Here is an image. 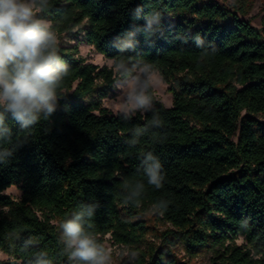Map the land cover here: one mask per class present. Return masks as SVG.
I'll list each match as a JSON object with an SVG mask.
<instances>
[{
	"label": "trees",
	"instance_id": "1",
	"mask_svg": "<svg viewBox=\"0 0 264 264\" xmlns=\"http://www.w3.org/2000/svg\"><path fill=\"white\" fill-rule=\"evenodd\" d=\"M153 10L161 13L158 31H136ZM247 13L240 0H51L40 15L58 38L81 35L111 60L151 62L173 104L152 89L151 110L123 119L103 104L119 79L115 69L88 63L79 43L60 42L69 73L57 108L0 164V254L8 256L0 264H35L39 252L69 264L58 225L86 205L96 206L90 230L102 244L111 235L139 247L148 234L139 217L156 203L189 253L209 250L211 264H264V17L257 28L240 17ZM154 115L163 123L130 147L132 129ZM6 124L16 144L24 134L10 115ZM147 152L162 164L160 189L138 171ZM137 181L145 185L140 205L125 204L124 184ZM12 186L20 200L5 193ZM141 257L139 264H182L168 250Z\"/></svg>",
	"mask_w": 264,
	"mask_h": 264
},
{
	"label": "clouds",
	"instance_id": "2",
	"mask_svg": "<svg viewBox=\"0 0 264 264\" xmlns=\"http://www.w3.org/2000/svg\"><path fill=\"white\" fill-rule=\"evenodd\" d=\"M51 0H0V141L11 145L0 147V164L8 162L16 147L27 140L31 131L44 118L53 114L57 108L61 87L69 73V65L59 54L60 41L50 23L40 13L49 9ZM135 19H140L141 9H135ZM144 28L136 29L151 36L160 27L161 13L153 10L144 17ZM135 35L130 32L129 36ZM198 39V38H197ZM131 42L124 47H132ZM113 68L119 78L126 82V90L119 104L117 114L123 113V119H130L137 112L151 110L154 98L152 89L156 69L151 62L136 61L132 57L113 58ZM11 116L20 126L24 135L17 136L12 144L11 129L6 124V117ZM163 122L154 115L144 126L132 129V138L125 142L134 147L149 128L159 127ZM138 167L147 183L156 189L163 187L165 176L162 164L152 152L143 153ZM124 203L140 205L141 193L145 185L141 181L124 184ZM95 205H86L62 220L59 225V242L62 254L69 264H113V253L100 242L90 230ZM161 204H154L155 212ZM7 211V209H5ZM159 214H163L160 212ZM34 243L32 239L26 241ZM35 264H52L43 259L46 252L34 253ZM132 257L138 252L132 251Z\"/></svg>",
	"mask_w": 264,
	"mask_h": 264
},
{
	"label": "rangeland",
	"instance_id": "3",
	"mask_svg": "<svg viewBox=\"0 0 264 264\" xmlns=\"http://www.w3.org/2000/svg\"><path fill=\"white\" fill-rule=\"evenodd\" d=\"M221 4L231 6L232 3L239 0H217ZM244 4L247 14H241L240 17L246 21H249L253 26L257 28L263 27L264 17V0H240ZM49 22V21H48ZM50 23V22H49ZM81 35L73 37L72 35H63L58 38L61 43L74 45L79 43L81 55L88 63H93L99 67L108 66L113 67V60L106 58L102 55L94 46L88 45L81 41ZM154 93L158 101L162 102L166 107H171L173 104V96L168 90V85L161 79L160 74L156 71L154 78ZM126 90V82L122 79H118L114 84L113 90L108 97L103 100L104 106L109 108L113 113H117L119 104L115 101L122 100ZM153 106V105H152ZM236 139V137H235ZM5 193L11 196L15 200H20L22 196V190L20 186H12L5 191ZM160 212L152 210L146 215L139 217L144 224L148 227V234L142 245L125 246L120 245L111 237L107 235L104 240V246L111 250L113 253V264H139L141 260V254L146 256L153 249H161L162 251H169L174 255L182 264H211L212 252L209 250L200 251L197 254H191L187 251L186 246L182 239L178 237L176 233H172L175 230L174 226L165 221L162 218ZM55 224H58L54 221ZM236 243L242 247H249L246 240L240 237L236 240ZM138 252V256L132 257L131 252ZM8 256L1 253L0 261L7 260Z\"/></svg>",
	"mask_w": 264,
	"mask_h": 264
}]
</instances>
